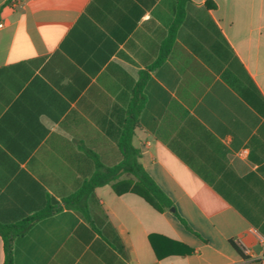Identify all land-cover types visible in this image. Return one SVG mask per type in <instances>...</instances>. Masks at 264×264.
<instances>
[{"label": "crops", "instance_id": "0c3cea01", "mask_svg": "<svg viewBox=\"0 0 264 264\" xmlns=\"http://www.w3.org/2000/svg\"><path fill=\"white\" fill-rule=\"evenodd\" d=\"M0 24V221L59 207L14 264H264V0H0ZM95 173L106 232L62 202Z\"/></svg>", "mask_w": 264, "mask_h": 264}, {"label": "trees", "instance_id": "16d2710c", "mask_svg": "<svg viewBox=\"0 0 264 264\" xmlns=\"http://www.w3.org/2000/svg\"><path fill=\"white\" fill-rule=\"evenodd\" d=\"M170 38H168V40L161 45L159 57L153 66L161 63V61L165 58L168 51ZM141 106L142 101L139 98L134 99L131 103L129 117L124 127V134L127 139L131 136L133 128L137 124ZM124 155L125 160L122 168L127 174L133 175L137 179L139 185V189L133 188L132 191L140 194L146 201H148L159 211L171 207V201L139 163L138 152L133 149L129 150L128 148V150L124 152ZM115 170H118V168L110 169V171ZM100 176V173H95L90 178L84 180L75 191L64 196L62 198V202L66 208L75 210L81 215L82 218L89 221L94 229L98 230L99 232H106V227L111 228V225L99 202V199L95 194V188L104 184V182L108 181L109 178L107 177L101 179ZM111 177H114V175ZM57 210H59V207L48 203L45 207L39 209L33 214L22 217L18 220L10 222L0 221V236L3 240L4 251L3 264H14L12 250L13 239L16 236L24 234L34 221L48 216Z\"/></svg>", "mask_w": 264, "mask_h": 264}, {"label": "built area", "instance_id": "2783aa9c", "mask_svg": "<svg viewBox=\"0 0 264 264\" xmlns=\"http://www.w3.org/2000/svg\"><path fill=\"white\" fill-rule=\"evenodd\" d=\"M12 3H16V0H12ZM1 25V24H0Z\"/></svg>", "mask_w": 264, "mask_h": 264}, {"label": "water", "instance_id": "95a60500", "mask_svg": "<svg viewBox=\"0 0 264 264\" xmlns=\"http://www.w3.org/2000/svg\"><path fill=\"white\" fill-rule=\"evenodd\" d=\"M171 210H173V208H171Z\"/></svg>", "mask_w": 264, "mask_h": 264}]
</instances>
